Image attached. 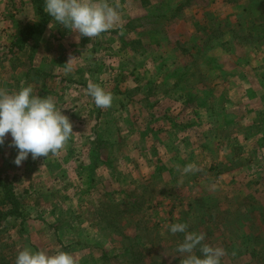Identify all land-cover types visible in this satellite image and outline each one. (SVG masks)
<instances>
[{
	"label": "rangeland",
	"instance_id": "rangeland-1",
	"mask_svg": "<svg viewBox=\"0 0 264 264\" xmlns=\"http://www.w3.org/2000/svg\"><path fill=\"white\" fill-rule=\"evenodd\" d=\"M35 1L0 0V90L31 85L73 132L20 166L6 135L0 179L29 220L22 236L19 223L0 233V263L30 248L78 264H181L184 233L168 226L185 223L225 250L221 264H264V39L254 32L264 15L250 22L264 6L94 0L120 16L98 37L62 36L46 14L25 41L46 17ZM70 58L74 70L59 68ZM89 83L112 94L110 107L95 105Z\"/></svg>",
	"mask_w": 264,
	"mask_h": 264
},
{
	"label": "clouds",
	"instance_id": "clouds-1",
	"mask_svg": "<svg viewBox=\"0 0 264 264\" xmlns=\"http://www.w3.org/2000/svg\"><path fill=\"white\" fill-rule=\"evenodd\" d=\"M45 12L59 26L77 33L80 37H98L116 25L118 12L105 3L94 0H45ZM67 71H72L70 64ZM88 94L99 108L112 105L113 97L101 86L89 83ZM73 126L69 118L58 110L53 98L34 94L31 85L8 93L0 90V146L10 133V146L17 149L14 163L20 166L29 154L32 158L47 157L61 150L71 133ZM190 170L186 168L185 171ZM172 234L184 233V239L177 247V253L183 256L181 264H221L225 250L202 243L205 234L188 231L185 223H172L168 226ZM199 247L200 255L196 254ZM15 264H78L75 257L65 251L48 254L45 251H33L25 248L18 252Z\"/></svg>",
	"mask_w": 264,
	"mask_h": 264
},
{
	"label": "trees",
	"instance_id": "trees-1",
	"mask_svg": "<svg viewBox=\"0 0 264 264\" xmlns=\"http://www.w3.org/2000/svg\"><path fill=\"white\" fill-rule=\"evenodd\" d=\"M36 1H38L37 6H38L39 13L42 16H46V13L43 11V5L45 4L44 0H36ZM48 21H49V17L46 16L45 19H43V21L40 23H37V24L34 23V24L27 25L25 28L26 33L22 34L24 40L26 41L25 37L28 34L31 36L33 33L34 34L37 33L40 30V28L46 25ZM138 40L139 39H136L132 41V43H129V44L132 45ZM13 45L14 43L11 46ZM133 49L136 50L135 47H133ZM145 99L148 100L147 98ZM27 213L28 212L24 211V209L22 208V205L20 203V200L17 194L15 193L14 188L10 184L4 183L0 179V233L12 227L15 228L17 226V223H19L20 226L19 228H17V232H19L20 235L22 236L23 231L26 230L25 224L29 220V217H27L26 215ZM1 262L2 263L0 264H9L6 261V259L4 260L2 259Z\"/></svg>",
	"mask_w": 264,
	"mask_h": 264
},
{
	"label": "crops",
	"instance_id": "crops-1",
	"mask_svg": "<svg viewBox=\"0 0 264 264\" xmlns=\"http://www.w3.org/2000/svg\"><path fill=\"white\" fill-rule=\"evenodd\" d=\"M216 1V0H215ZM223 1H225V0H217L216 2L219 4V2H223ZM232 2L233 3V1H231V0H227V2ZM241 1V0H240ZM226 2V1H225ZM241 2H243V8L241 9L243 12L245 11L244 9H247V11H249V10H251V9H253L255 6H264V0H253V1H250V0H242ZM248 6V7H247ZM262 10V9H261ZM264 14L262 13V15H257V14H255V15H253V18L251 19V21L250 22H252L253 23V25L260 19V17L261 16H263ZM55 22V21H54ZM56 23V22H55ZM260 28V27H259ZM60 33H61V35L62 36H66L67 37V35H69L68 33V31H67V29L66 28H60ZM254 32H257V37H260L261 39H264V26H262L261 27V31H256L255 29H254ZM71 33V35H72V33L73 32H70ZM255 34V33H254ZM73 36V35H72ZM256 37V38H257ZM15 43V42H14ZM13 44V43H12ZM12 44H10L9 45V50H16V45L14 44L13 46H11ZM231 44L232 45H234V43H233V41L231 42ZM36 46H38L39 47V45H36ZM238 45H235V49H236V47H237ZM47 48H49V47H47ZM46 48V49H47ZM45 52H47V51H45ZM45 52H42V51H38V52H36V55H39L40 57L42 56H44V54H45ZM234 52V51H233ZM44 53V54H43ZM49 53H50V51H49ZM72 53H74V51L72 52V50L70 51V56H71V54ZM47 54V53H46ZM75 54V53H74ZM38 56V57H39ZM41 66V68H43V66L44 65H40ZM67 65L64 63V64H62V65H59V68H61L62 70H64V69H67ZM39 70H41L40 68H39V66L37 67ZM72 70H74V68L72 67ZM74 83H76V82H71L70 83V86H73V84ZM29 85V84H28ZM13 258V257H12ZM9 264L11 263V261H12V259H11V257L8 259V260H6ZM13 264H15V263H13Z\"/></svg>",
	"mask_w": 264,
	"mask_h": 264
}]
</instances>
